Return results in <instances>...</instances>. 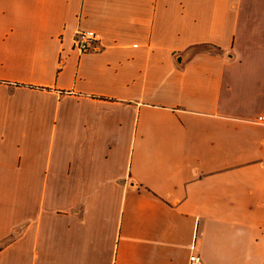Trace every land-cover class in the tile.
<instances>
[{
	"label": "crops",
	"instance_id": "0c3cea01",
	"mask_svg": "<svg viewBox=\"0 0 264 264\" xmlns=\"http://www.w3.org/2000/svg\"><path fill=\"white\" fill-rule=\"evenodd\" d=\"M191 253L264 264V0H0V264Z\"/></svg>",
	"mask_w": 264,
	"mask_h": 264
},
{
	"label": "built area",
	"instance_id": "2783aa9c",
	"mask_svg": "<svg viewBox=\"0 0 264 264\" xmlns=\"http://www.w3.org/2000/svg\"><path fill=\"white\" fill-rule=\"evenodd\" d=\"M100 40L99 34L94 30H77L73 36V47L80 52L96 50ZM188 264H203L201 258L196 253H191Z\"/></svg>",
	"mask_w": 264,
	"mask_h": 264
}]
</instances>
